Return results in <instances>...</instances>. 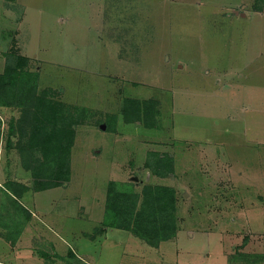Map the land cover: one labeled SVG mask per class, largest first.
<instances>
[{"label":"rangeland","instance_id":"rangeland-1","mask_svg":"<svg viewBox=\"0 0 264 264\" xmlns=\"http://www.w3.org/2000/svg\"><path fill=\"white\" fill-rule=\"evenodd\" d=\"M8 52L82 123L59 209L40 217L56 199L41 197L20 241L29 212L9 214L0 193V264H241L264 251V0H0V71ZM126 97L157 98L159 127L126 122ZM3 111L6 144L20 109ZM166 154L159 176L149 165ZM111 180L174 186L177 235L152 246L103 227Z\"/></svg>","mask_w":264,"mask_h":264},{"label":"trees","instance_id":"trees-1","mask_svg":"<svg viewBox=\"0 0 264 264\" xmlns=\"http://www.w3.org/2000/svg\"><path fill=\"white\" fill-rule=\"evenodd\" d=\"M38 74L27 66V58L16 52L6 53L3 71H0V106L18 107L19 117L10 121L8 139L16 135V147L21 165L33 176L35 191L55 187L71 179V148L76 125L82 123L81 109L55 98L52 88L38 91ZM123 118L147 127H159V100L151 97H126ZM158 154V153H154ZM159 176H166L173 168L169 155L158 157L149 165ZM20 182L8 183L18 198ZM25 190L26 187H23ZM17 198H12L21 209ZM177 191L166 184H145L139 192L131 183L124 188L114 180L108 182L103 227L121 228L132 232L146 243L159 246L173 239L179 230ZM102 233V228L95 229Z\"/></svg>","mask_w":264,"mask_h":264},{"label":"crops","instance_id":"crops-1","mask_svg":"<svg viewBox=\"0 0 264 264\" xmlns=\"http://www.w3.org/2000/svg\"><path fill=\"white\" fill-rule=\"evenodd\" d=\"M5 107L4 106H0V119L3 121L4 116H3V109ZM9 127H10V123ZM3 125V126H2ZM7 125L6 122H2L0 121V130L5 128V126ZM2 127V128H1ZM8 132H9V128H8ZM9 135L7 137L6 140V144L4 143V134L3 132L0 131V193L4 192L6 195L9 196V200L12 203H9L10 208L9 207H5L6 212L10 211V209L12 208L11 206H13V208H17L18 209V205L17 203H14L12 201V198H17L13 192L8 188V183L10 182H20L21 185H24L26 187L25 190H23L24 186L20 187V191H21V196L18 197V201L20 203V205L22 206L21 210L23 211H28L29 213H27V215L24 217V223L23 226L25 225V227L23 228V230H19L18 232V228H17V233L15 234V239L11 238L10 240H16L18 237V241H20L24 235H27L26 233H28V231H33V225H34V220L36 219V215L40 216L39 214H37V212H35L34 209H37L39 202H41V197L42 199H47L49 195H54L56 199L53 200L52 203H49L48 206L45 207V209H47L45 211L44 214H42V218H49L51 217V215L53 214L52 211L53 210H58L59 206H57L55 200H57V195L55 194L56 190L58 188H60V186H55V187H51V188H46L44 190H37L35 191L33 188V176L31 175L30 171L25 170L22 165H21V157H20V153L16 147V142H13L14 140V135H11V142L8 141L9 139ZM6 146V149L4 148ZM50 190V191H49ZM48 191V192H46ZM53 205V208H50ZM44 209V210H45ZM30 212H32V214H30ZM43 212V210H42ZM7 213V215H8ZM10 214V213H9ZM10 221L13 222L11 219V215L8 216ZM18 216H16L17 218ZM23 217L21 216V219ZM20 219V218H19ZM48 220V219H47ZM15 222L17 224V221L15 219ZM19 223V222H18ZM18 226V225H17ZM243 253L248 252L247 248L242 249ZM249 254L246 257V262L241 263V264H264V251H255L254 252H248ZM12 257V256H11ZM256 257V258H255Z\"/></svg>","mask_w":264,"mask_h":264},{"label":"water","instance_id":"water-1","mask_svg":"<svg viewBox=\"0 0 264 264\" xmlns=\"http://www.w3.org/2000/svg\"><path fill=\"white\" fill-rule=\"evenodd\" d=\"M134 179H137V177H135Z\"/></svg>","mask_w":264,"mask_h":264}]
</instances>
